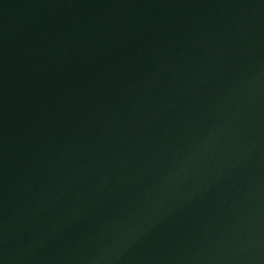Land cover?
Instances as JSON below:
<instances>
[{
    "label": "water",
    "instance_id": "water-1",
    "mask_svg": "<svg viewBox=\"0 0 264 264\" xmlns=\"http://www.w3.org/2000/svg\"><path fill=\"white\" fill-rule=\"evenodd\" d=\"M0 264H264V0H0Z\"/></svg>",
    "mask_w": 264,
    "mask_h": 264
}]
</instances>
